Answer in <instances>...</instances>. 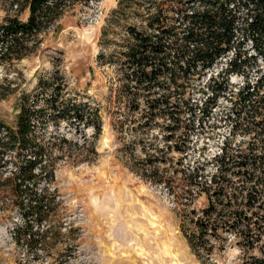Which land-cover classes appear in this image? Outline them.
Masks as SVG:
<instances>
[{
    "label": "trees",
    "instance_id": "obj_1",
    "mask_svg": "<svg viewBox=\"0 0 264 264\" xmlns=\"http://www.w3.org/2000/svg\"><path fill=\"white\" fill-rule=\"evenodd\" d=\"M79 1L2 0L15 13L0 21V61L30 54L40 34ZM113 16L133 21L108 56L120 75L115 125L132 136L123 150L135 157L139 147L144 157L135 165L142 175L176 196L182 229L199 258L235 244L245 264H264V0H119ZM223 58L225 66L203 83ZM231 74L245 83L233 88ZM60 92L56 86L46 106L24 92L15 125L0 117V204L9 193L6 208L23 221L13 228L15 242L30 249L62 229L60 203L50 191L54 164L39 128L61 119L92 125L96 133L103 128L98 107L65 103ZM222 97L230 137L213 157H194L195 136L208 128ZM256 249L262 257L252 254Z\"/></svg>",
    "mask_w": 264,
    "mask_h": 264
},
{
    "label": "rangeland",
    "instance_id": "obj_2",
    "mask_svg": "<svg viewBox=\"0 0 264 264\" xmlns=\"http://www.w3.org/2000/svg\"><path fill=\"white\" fill-rule=\"evenodd\" d=\"M118 2L80 0L40 34L30 54L12 63L0 61V117L9 125H15L22 93L46 106L56 86L62 101L98 107L103 121L100 133L92 125L63 119L39 128L49 163L54 164L50 191L60 203L57 224L62 229L57 236L50 233L47 244L38 248L30 249L26 241L16 243L13 228L23 221L19 211L6 208L11 206L6 193L0 204L5 207L0 208V264H245L235 244L211 259L199 258L182 229L183 207L176 196L142 175L135 165L144 157L139 147L135 157L123 150L132 136L115 125L120 75L108 56L125 42L127 25L133 21L113 16ZM7 13L15 12L0 0V21ZM225 63L221 59L203 83ZM230 82L238 89L245 78L231 74ZM228 106L227 99L220 98L208 128L195 136L194 157L211 158L220 152L230 137V122L221 120ZM198 201L204 202L205 196ZM49 224L44 221L42 226ZM252 254L263 256L259 249Z\"/></svg>",
    "mask_w": 264,
    "mask_h": 264
}]
</instances>
